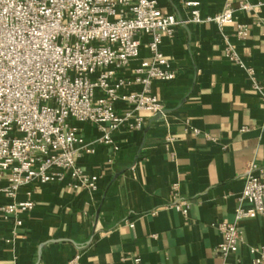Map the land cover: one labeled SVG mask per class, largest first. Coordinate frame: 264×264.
<instances>
[{
    "label": "crops",
    "instance_id": "0c3cea01",
    "mask_svg": "<svg viewBox=\"0 0 264 264\" xmlns=\"http://www.w3.org/2000/svg\"><path fill=\"white\" fill-rule=\"evenodd\" d=\"M197 1L207 17L239 0ZM250 1L261 5L236 11L232 23L218 26L187 22L177 0H158L163 12L182 21L161 44L176 78L150 87L163 113L143 112L140 130L112 132L116 154L96 144L94 153L80 158L86 172L99 176L94 192L69 186L68 178L33 186L34 207L22 215L11 244L4 239L12 221L0 218V264H222L216 225L233 221L247 165L264 167V0ZM237 23L249 28L244 39L236 37ZM140 40V57H147L149 36ZM227 43L262 90L225 56ZM134 65L118 76H130ZM74 124L86 141L100 135L95 124ZM166 135L175 139L165 141ZM174 182L189 202L187 215L169 206ZM25 191L17 199H26ZM6 201L0 194V203ZM240 230L236 256L239 264H250L249 248H264V218L245 219Z\"/></svg>",
    "mask_w": 264,
    "mask_h": 264
},
{
    "label": "built area",
    "instance_id": "2783aa9c",
    "mask_svg": "<svg viewBox=\"0 0 264 264\" xmlns=\"http://www.w3.org/2000/svg\"><path fill=\"white\" fill-rule=\"evenodd\" d=\"M177 3L187 10V22L218 26L232 23L236 11L261 5L226 2L215 15L202 17L197 0ZM181 22L163 12L158 0H0V194L8 200L0 203V218L12 221L5 243L14 242L22 215L34 207L33 186L68 178L69 186L94 192L99 176L86 172L80 158L94 153L96 144L116 154L112 132L140 130L143 112L163 113L150 87L153 81L176 78L161 44ZM248 33L246 24H236L237 38ZM141 35L149 36L147 57H140ZM224 51L245 70L252 87L262 90L230 43ZM132 62V74L118 76ZM134 85L140 88L129 90ZM117 102L125 108L117 110ZM74 122L95 124L100 135L86 141ZM174 139L165 136V141ZM21 188H26L23 200L17 199ZM170 197L169 206L187 215L189 202L179 195L177 182L170 186ZM257 216L264 218V167L250 162L233 221L216 225L222 264H239L240 223ZM249 252L250 264H264L263 247L252 246Z\"/></svg>",
    "mask_w": 264,
    "mask_h": 264
}]
</instances>
